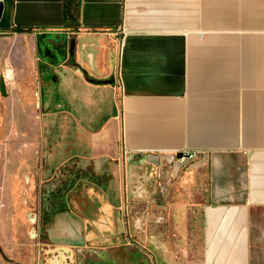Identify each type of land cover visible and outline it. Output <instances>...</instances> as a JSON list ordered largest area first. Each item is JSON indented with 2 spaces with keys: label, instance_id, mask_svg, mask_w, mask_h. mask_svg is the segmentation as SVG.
I'll return each mask as SVG.
<instances>
[{
  "label": "crops",
  "instance_id": "0c3cea01",
  "mask_svg": "<svg viewBox=\"0 0 264 264\" xmlns=\"http://www.w3.org/2000/svg\"><path fill=\"white\" fill-rule=\"evenodd\" d=\"M0 2V75L14 72L5 84L17 91L11 108L24 130L17 143L29 144L25 170H32L26 165L33 162L35 123L55 115V121L70 119L64 111L43 112L53 110L44 87L62 82L66 91H86L84 98L57 104L73 109L80 116L73 120L82 124L84 104L106 113L112 101L116 107L101 123L91 115L95 127L80 123L73 137L68 132L74 156L96 172H111L113 181L97 213L69 227L60 218L51 226L57 250L67 240L109 249L123 243L136 229L124 195L130 200L132 186L144 191L142 182H132L129 164L142 158L163 167L168 154L196 150V159L173 163L171 182L157 186L167 196L157 211H166L168 264H264V0ZM67 35L77 54L53 67L49 61L59 62ZM112 60L113 85L88 83L75 71L85 66L110 78ZM1 146V161H8ZM44 147L43 171L55 155ZM143 219L135 220L138 230ZM123 251L117 246L120 256ZM109 262L136 264L120 257Z\"/></svg>",
  "mask_w": 264,
  "mask_h": 264
},
{
  "label": "rangeland",
  "instance_id": "374dc122",
  "mask_svg": "<svg viewBox=\"0 0 264 264\" xmlns=\"http://www.w3.org/2000/svg\"><path fill=\"white\" fill-rule=\"evenodd\" d=\"M3 76L4 72L0 75V133L3 134H0V142L8 161H1L0 156V264H53L57 263L56 259L61 264H100V261H110L114 257H120L124 261L132 259L136 264H168L169 252L165 250V246L170 238L166 232L167 218H163L166 211H157V203L167 200V196L157 197V168L146 166L140 167V174L134 179V182H149L144 187L145 195L130 200L124 195V203L126 207L129 205L128 213L136 229L137 216L146 215L145 220H141L137 233L123 235L124 244H114L113 249H109V245L96 246L91 242L84 243L83 240L75 243L67 240L66 246L62 244L59 247L61 250H57V245L50 239L51 226L56 225L60 218V222L69 227L73 219L85 218L86 213H97L99 197L109 189L108 183L113 181V175L111 172L98 174L93 166L81 165L80 160L74 156V140L68 136V132L73 137V126L82 124L73 118L80 116H76L69 106L59 110L57 104L70 103L75 96H84L86 91L83 90V94L78 88L75 92L66 91L62 88V82H52L51 86L44 87L43 95L49 100L53 110L50 107L42 110L49 114L64 111L67 115L71 114L68 115L70 119L55 121V115L50 117V122H47L46 117L44 122L35 123L33 162L32 165L31 162L26 165L27 168L32 167V170H25L23 165L29 160L26 154L29 144L27 146L24 139L20 140L24 144L17 143L23 129L12 115L11 108L17 91L9 86L2 88ZM53 79L56 80L54 77ZM39 95V92L34 95L36 102H39ZM75 111L78 113L76 109ZM98 111L93 106L89 108L84 104L81 114L85 117V122L82 125L89 129L95 127L89 122L90 116L94 114L100 123L103 122L108 115L106 109L102 107L99 113ZM44 132L46 139L43 140ZM43 146L46 152L50 148L55 153L48 169L44 171L41 151ZM18 155L17 165L11 169L10 162L16 160ZM173 168L174 166L165 162L162 173L159 172L158 175L168 176L174 173ZM119 182L124 181L121 178ZM120 201L123 202V199ZM117 246L125 250L124 255L120 256V252L116 255Z\"/></svg>",
  "mask_w": 264,
  "mask_h": 264
},
{
  "label": "flooded vegetation",
  "instance_id": "af4514ba",
  "mask_svg": "<svg viewBox=\"0 0 264 264\" xmlns=\"http://www.w3.org/2000/svg\"><path fill=\"white\" fill-rule=\"evenodd\" d=\"M81 69L88 75V76H91L92 77V73L91 72H89V68L88 67H85V66H81ZM96 82H104V78H93ZM108 79H110V78H106V80L105 81H109ZM113 106H115V104L113 103V101L111 102V104L109 105V107H108V109H107V118L109 117V116H111V115H113V114H115V112H116V108L114 107L113 108ZM81 165H86L85 163H81ZM133 166H136V168L134 167L133 168ZM144 166H146L147 168H157V186H159V182H171V178H170V176L168 175H166L165 176V174H164V176L162 177L161 176V174H160V176H161V179L159 178L160 176L158 175L159 174V172H161L162 173V168L163 167H160V166H157V165H153V164H148V163H145V162H143V160H142V158L141 159H138V161L136 162V164L134 163H130L129 164V168L131 169V172L132 171H134V172H132V175H134V179L135 178H137L138 176H139V174H140V167H144ZM98 174H101V175H104V174H106V173H109V172H105L104 174L102 173V172H97ZM133 178H132V182H134L133 181ZM142 184L144 185V187L146 186V185H149V182H142ZM151 185H154V184H152V183H150ZM144 191L141 193V195H140V193H137V191L136 190H134V186H132V188L130 189V198L131 199H133L135 196L137 197L138 195H140L139 197H143L144 195H145V189H143ZM161 191H159V187H157V197H159V195L161 194L160 193ZM143 217H144V219L143 220H145V218H146V215L144 214L143 215ZM135 228V227H134ZM134 232L135 233H137L136 232V229H134ZM124 252H125V250H124ZM117 254H119L118 252H116V255ZM127 254V253H126ZM129 260H131V261H134V260H132V259H129ZM109 261H107V260H102L101 261V263L100 264H107Z\"/></svg>",
  "mask_w": 264,
  "mask_h": 264
},
{
  "label": "water",
  "instance_id": "95a60500",
  "mask_svg": "<svg viewBox=\"0 0 264 264\" xmlns=\"http://www.w3.org/2000/svg\"><path fill=\"white\" fill-rule=\"evenodd\" d=\"M3 7L4 4L2 2H0V18L3 12ZM77 50H78V46L76 44V41L70 40L69 36L67 35V41H64V45L63 48L61 49V51H63V56L59 59V62H50L49 63L53 66V67H59L60 65H62L64 62H66L67 60H73L75 55L77 54ZM111 70H112V74L110 79H108L109 81H105L104 82H96L93 78H97L98 76H95L96 74L91 76H88L84 71H80V70H75L77 73L80 74V76L88 83H96V84H109V85H113L115 83V61L112 60L111 61ZM1 86L4 89L6 84H5V80L4 78L1 81Z\"/></svg>",
  "mask_w": 264,
  "mask_h": 264
},
{
  "label": "built area",
  "instance_id": "2783aa9c",
  "mask_svg": "<svg viewBox=\"0 0 264 264\" xmlns=\"http://www.w3.org/2000/svg\"><path fill=\"white\" fill-rule=\"evenodd\" d=\"M117 35V33H116ZM4 80L11 82L14 80V72L11 68H8L4 72ZM199 156V152L196 150H183L180 152L168 154L166 158V162L170 165H172L175 162L185 163L187 161H191L196 159Z\"/></svg>",
  "mask_w": 264,
  "mask_h": 264
},
{
  "label": "trees",
  "instance_id": "16d2710c",
  "mask_svg": "<svg viewBox=\"0 0 264 264\" xmlns=\"http://www.w3.org/2000/svg\"><path fill=\"white\" fill-rule=\"evenodd\" d=\"M20 31H24V30H22V28H21V30Z\"/></svg>",
  "mask_w": 264,
  "mask_h": 264
}]
</instances>
